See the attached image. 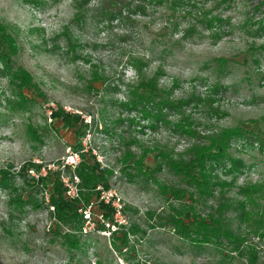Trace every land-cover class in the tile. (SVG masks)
Segmentation results:
<instances>
[{"label":"rangeland","instance_id":"rangeland-1","mask_svg":"<svg viewBox=\"0 0 264 264\" xmlns=\"http://www.w3.org/2000/svg\"><path fill=\"white\" fill-rule=\"evenodd\" d=\"M75 1L0 0V264H264V0H201L221 36L185 33L182 8L108 23L99 0L82 18ZM59 109L77 121L53 119ZM232 130L241 137L206 164L209 193L175 170ZM83 159L110 173L114 225L91 208L82 231L61 226L52 184L32 180L51 170L66 187ZM221 206L236 244L197 246L174 226L188 207L206 218Z\"/></svg>","mask_w":264,"mask_h":264},{"label":"trees","instance_id":"trees-1","mask_svg":"<svg viewBox=\"0 0 264 264\" xmlns=\"http://www.w3.org/2000/svg\"><path fill=\"white\" fill-rule=\"evenodd\" d=\"M77 17L82 18L85 15L86 8L89 6L91 0H76ZM201 0H99L95 6V11L99 14V18H102L106 22L110 23L114 20H127L133 13L139 14V16L145 17L148 15V6L154 5L159 8H167L171 12L182 8L184 15H188L194 18V22L190 24L189 28L185 30V33H192L195 30L196 24H203L207 30L214 32L215 36H221L223 30L224 21L219 16H208L206 8L203 6ZM175 16V15H174ZM5 28L0 24V38L4 36ZM9 45V44H8ZM10 46V45H9ZM12 76L18 79L24 88L33 87V79L29 72L25 69H17L12 73ZM154 88L153 86H140L137 90L142 88ZM51 116L53 119H59L64 125L70 126L77 119L71 114L66 113L62 109L52 111ZM79 118V117H78ZM241 137L237 130H232L223 136L222 139L213 140L210 147L202 148L200 152L195 155V160L187 161L186 163H178L171 161L177 165L178 173H182L186 178L194 185L198 190H202L203 193H209L210 182L206 175V164L208 160L217 155H223L226 151V144L228 139L232 137ZM217 151V153H216ZM72 166L69 164L64 165V169L71 170ZM42 166L30 163L24 170L27 172L35 171L39 174L42 170ZM73 178H77L79 183L77 184L79 196L70 198L67 195V188L64 187V183L60 178L53 179L50 176L53 175L51 170H48L45 176L38 175L37 179L34 177L32 180L37 184H42L48 181V184H52V189L49 190L48 206L52 208L51 215L54 219L61 224V226L73 227V223L78 230L82 231V227L86 220L84 219V211L89 206L97 209L102 218L105 221L113 224L115 221L116 209L110 203H105L99 200L98 187H102L104 190H110L109 171L102 167V165L93 160L83 159L79 161L73 169ZM7 172L0 170V179L5 180L8 178ZM5 184V183H3ZM223 206L219 207L218 215L209 214L206 218H202L197 214L193 207H188L182 214H177L174 218V226L176 229L190 238L192 242L197 245L210 244L212 238L219 240L221 237H225L230 240L231 243L236 244L239 238L234 235L231 230L226 228L225 221L222 217ZM188 212V223H183L182 216ZM259 223L263 233H260V237L264 238V219L260 218ZM74 233H69L68 242L71 244L77 243ZM75 243V244H76ZM77 245V244H76ZM252 255V253H251Z\"/></svg>","mask_w":264,"mask_h":264},{"label":"built area","instance_id":"built-area-1","mask_svg":"<svg viewBox=\"0 0 264 264\" xmlns=\"http://www.w3.org/2000/svg\"><path fill=\"white\" fill-rule=\"evenodd\" d=\"M73 161V160H72ZM75 164V162H73ZM68 164H70L68 162ZM79 183V181L77 180V178H75V182L72 183H67L66 184V188H67V195L70 198H75L79 196V191H78V187L77 184ZM74 188V189H73ZM99 190V200L100 201H104L105 203H110L112 201V205L114 206V208L116 209V214H115V218H119L120 216H122V206L120 205V200H116L113 197V194L111 193L110 190L106 191L104 190L102 187H98ZM91 208L92 206H89V208L84 211V218L87 221V219L90 218V214H91ZM102 216V215H101ZM108 226H110V224H107Z\"/></svg>","mask_w":264,"mask_h":264}]
</instances>
